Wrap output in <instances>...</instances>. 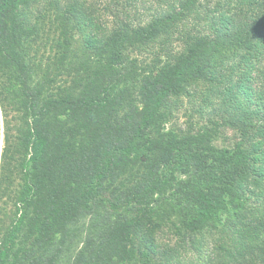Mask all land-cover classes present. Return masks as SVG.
Returning <instances> with one entry per match:
<instances>
[{"label": "trees", "instance_id": "1", "mask_svg": "<svg viewBox=\"0 0 264 264\" xmlns=\"http://www.w3.org/2000/svg\"><path fill=\"white\" fill-rule=\"evenodd\" d=\"M0 264H264V0H0Z\"/></svg>", "mask_w": 264, "mask_h": 264}, {"label": "rangeland", "instance_id": "2", "mask_svg": "<svg viewBox=\"0 0 264 264\" xmlns=\"http://www.w3.org/2000/svg\"><path fill=\"white\" fill-rule=\"evenodd\" d=\"M131 54L137 56L138 52L132 50ZM139 55L144 56L145 54L139 53ZM197 108V105L191 102L186 94L175 98L169 107L165 109L166 118L161 125L162 129L164 131L188 129L197 131L199 128L204 126L211 127L214 124V129L217 130V135L214 137V144L218 147L230 146L234 141L236 133L227 126H224L222 120L218 121L220 119L218 118L219 116H208V113L200 115L199 112H197ZM216 123L218 127H215ZM204 237L206 240L210 238L208 233H205Z\"/></svg>", "mask_w": 264, "mask_h": 264}]
</instances>
